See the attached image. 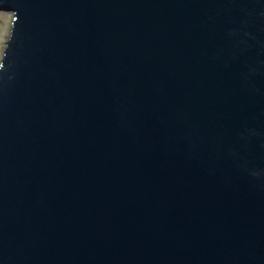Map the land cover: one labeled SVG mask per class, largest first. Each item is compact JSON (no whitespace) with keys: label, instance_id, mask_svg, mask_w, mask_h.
Segmentation results:
<instances>
[{"label":"water","instance_id":"1","mask_svg":"<svg viewBox=\"0 0 264 264\" xmlns=\"http://www.w3.org/2000/svg\"><path fill=\"white\" fill-rule=\"evenodd\" d=\"M0 10V264H264V0Z\"/></svg>","mask_w":264,"mask_h":264},{"label":"rangeland","instance_id":"2","mask_svg":"<svg viewBox=\"0 0 264 264\" xmlns=\"http://www.w3.org/2000/svg\"><path fill=\"white\" fill-rule=\"evenodd\" d=\"M11 19L12 13L0 10V58L2 57V51L5 47L4 42L9 36Z\"/></svg>","mask_w":264,"mask_h":264}]
</instances>
